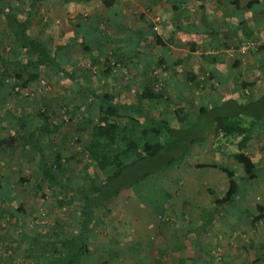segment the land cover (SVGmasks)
<instances>
[{
	"label": "trees",
	"instance_id": "obj_1",
	"mask_svg": "<svg viewBox=\"0 0 264 264\" xmlns=\"http://www.w3.org/2000/svg\"><path fill=\"white\" fill-rule=\"evenodd\" d=\"M42 2L44 0H0V20L5 24L9 43V54L0 57V88L7 92L9 87L13 90L19 86L22 90L25 83L35 82L42 73L49 72L69 86L73 96L81 98L79 107L86 115L83 127L78 128L82 137H78L74 143L80 150L68 157L59 149L48 157L53 139L49 136L51 131L43 112L17 114L14 117L18 127L13 133L18 137L21 157L36 166L38 181L48 185L57 208H65L67 200L77 204L73 209L72 231L64 232L59 227L58 231L47 236L39 228H27L22 219L25 213L22 206L14 209V220L19 221L15 243L24 247L32 260L26 264H86V257L91 253L93 227L101 217V210L111 206L124 189L132 190L134 197L142 203L151 205V201L156 202L155 198L162 196L161 190L164 188L157 186L152 176L162 169L165 174L169 169L175 171L189 166L191 156L187 155V150L205 148V137L210 130L217 138L239 140L236 143L237 151L231 154L233 169H221L228 179L227 190L219 195L216 190L207 189L213 206L201 228L211 224L210 216L215 217L225 208L232 211L240 197L246 194V184L256 182L259 174L264 172V164L261 167L256 165L245 151L252 130L256 129L259 134L264 132V89L257 99L234 92L216 104H208V107L194 108L193 104L190 106V110L194 108L192 112L180 105L170 110L168 99L163 98L164 89L156 86L160 81L158 77H153L154 69L150 61H139L142 55L140 32L124 33L122 27L114 23L117 14L112 8L113 0H100L107 10L106 24L113 30L111 34L121 37L117 49L106 50L107 54L100 49L106 43L97 45L99 48L103 44L98 52L106 59L103 70L105 78L111 77L119 54L129 49L134 56V65L138 66L135 73L138 80L132 85L134 94L129 99H122L88 78H81L67 62L64 52L69 49H81L86 54L93 51L86 35L75 32L71 39L65 36L66 45L63 46L48 32H31ZM251 6L252 2L248 3L243 11L248 12ZM110 56L114 62L108 60ZM7 69L12 72L10 79H7ZM213 72L210 70L208 73L210 79L214 76ZM225 79L228 84L230 76H225ZM217 82L222 84L223 81L217 79ZM252 85L242 82L236 91L241 93L242 89ZM160 102H165L164 108L157 110L155 104ZM73 160L79 165L92 166L99 175L83 177L82 181L76 183L69 166ZM175 162L179 166L174 167ZM201 166L207 167L204 164L198 167ZM158 188L160 194L156 190ZM2 189L4 185L0 184ZM163 195L164 204L159 201V208L155 210L160 217L165 215V206L171 198L166 191ZM256 209L264 212L259 206ZM262 216L255 217L253 222ZM191 229L195 230L193 227L185 232L191 233ZM134 252L133 246L125 249L118 247L92 260L93 264H123Z\"/></svg>",
	"mask_w": 264,
	"mask_h": 264
},
{
	"label": "crops",
	"instance_id": "obj_2",
	"mask_svg": "<svg viewBox=\"0 0 264 264\" xmlns=\"http://www.w3.org/2000/svg\"><path fill=\"white\" fill-rule=\"evenodd\" d=\"M44 1H49L52 5L49 16L51 15L53 19L45 24L42 22L41 15L38 18L40 23L38 32L47 33L50 32L49 27L52 30L60 25L62 42H58L59 45H66L64 37L68 36L71 39L77 32L86 35L85 38L91 42L93 52H97L95 49L103 45L101 43V46L97 48L100 42L110 43L114 50L119 46L121 37L111 34L113 30L106 24L107 10L100 1L69 0L71 3L68 0ZM92 2H98L97 9L94 6L90 8ZM250 2H252L250 10L244 12L243 7ZM112 6L117 14L114 20L115 25L122 27V31L126 34L133 31L140 32L142 55L139 61H150L154 69L152 75L155 78L158 77L160 81L156 86L164 89L163 98L175 96L178 99L175 107L170 104V110L179 105L189 110L193 104L194 108L195 106L208 107V104H216L234 92L241 96H249L246 88L250 86L242 89L241 93L236 91L241 83L247 82L254 85L255 81L259 83L260 79L264 80V0H201L199 2L195 0H113ZM86 8L91 11L84 13ZM246 38L255 40L254 47H251V50L247 49L249 51L246 54H241L238 50L243 46ZM80 50L65 51L67 62L72 63V54ZM129 51L130 49L119 54V61H115L118 66L113 69L111 77L107 78V87H105L122 99H129L135 91L133 88V94L127 95L126 81H132L133 85L138 80V75H135L138 66L134 65V56ZM96 61L101 62V58H97ZM121 63L126 65L125 73L122 75L118 73V69L122 67ZM210 70L214 71L212 79L208 77ZM127 71L130 72V77L127 76ZM225 76H230L228 84ZM204 78L206 80L202 82ZM217 79L224 83L220 84ZM201 85L203 89L200 88ZM257 86L258 84L255 87ZM263 89L260 93L251 96L252 99L259 98ZM159 104H155L157 110H160ZM194 108L190 111H194ZM252 132L250 139L253 136ZM251 183L252 186L250 183L246 184V194L241 196V201L237 202L232 211L225 208L215 216L217 218L219 216L221 224L224 222L228 224L230 220L237 221L238 225L246 227L247 234L243 233L241 237L233 241L226 228L218 234L208 236L207 232L212 229V223L208 225L209 228L200 226L206 218V213L202 210L205 205H195L198 209L192 219L181 211L176 217L180 222V233L173 231L174 229L170 233H165L158 228V224L165 225L170 220L166 217L168 206L164 217L154 212L151 217L144 216L138 223H131L133 228L130 231L133 232L137 228L141 230L138 235L130 238L133 242L119 247L120 249L135 247L134 254L132 253L126 261L130 260V263L135 261V264H171L167 263L168 257L174 256L175 264H209L210 251L208 250L210 246H213V242L217 241L223 247L224 261L221 264H264L261 261V257H264L261 256L264 254V236L256 235L263 230L256 226L258 221L264 219V212L261 213L256 206L264 211V185L255 187L254 182ZM257 194L261 195V201L258 203L250 201L249 208L245 207L244 203ZM212 206L213 203L208 202L205 207ZM260 214L263 216L253 222V219ZM245 220L251 221L250 227ZM183 225L198 226V228L191 229L192 233L187 234ZM148 228L155 229L154 235L158 237L156 244L151 248L143 246L140 241L133 240V238L146 239L150 233L145 232ZM239 238L243 240L241 249L238 248ZM154 256L156 258H153Z\"/></svg>",
	"mask_w": 264,
	"mask_h": 264
},
{
	"label": "rangeland",
	"instance_id": "obj_3",
	"mask_svg": "<svg viewBox=\"0 0 264 264\" xmlns=\"http://www.w3.org/2000/svg\"><path fill=\"white\" fill-rule=\"evenodd\" d=\"M44 2L37 9V16L31 28L32 33L39 31L40 23L38 22V18L41 15L43 16L42 22L45 24L48 23V20L53 19V17H50L51 15L49 16L51 12L49 9L52 8V5H50L49 1ZM68 2L71 3L69 0ZM96 4L98 2H92L90 8L94 6L97 9ZM85 11L90 12L91 10L86 8L83 12L85 13ZM59 29L60 25L52 30L49 27L50 32L48 31L57 43L62 42ZM245 42L254 44L255 40L246 38ZM8 45V33L4 22L0 20V57H6L9 54ZM104 46V48H100L103 50V54H107V51L113 49L110 43H106ZM251 47H254V45H251L247 49L251 50ZM97 52L90 51L89 54H86L81 50L77 51L72 54V63L69 64L72 65L71 69L78 73L81 78H88L92 83L105 88L107 87V79L104 76L103 70L106 59L105 57L102 58V54H97ZM97 58H101V62L96 61ZM108 60L114 62L112 56L108 57ZM121 64L122 67L118 69V73L122 75L125 73L124 68H126V65ZM7 73V79L12 78V72L9 69H7ZM126 74L130 77V72L127 71ZM1 75L2 64L0 62ZM205 80L204 78L202 82ZM259 81V83L255 81L254 85L246 88L249 96H254L262 91L264 80L260 79ZM132 83V81L127 80L125 84L128 96L133 94ZM257 84L258 86L255 87ZM157 88L161 89L162 87ZM200 88L203 89L202 85ZM79 99H81L79 96H73L69 86L61 82L59 78L52 77L49 72L42 73L40 79L35 82L25 83V88L22 90L19 89V86H15L13 90H10L9 87V91L7 92L0 88V184L4 185V189L0 190V225H2L0 226V264H26L32 261L29 259L25 248L15 243V240H17L15 237L19 231V221L17 219L14 220L15 215L13 212L15 208L19 206L24 208L25 213L22 214V219L28 229L35 230L39 228L47 236L53 231H58L59 227L64 232L72 231L73 209L77 205L67 200L65 208H57V203L51 197L48 185L41 184L38 181L36 166L21 157V146L18 137L13 133L18 127L14 117L17 114L43 112L47 117L46 123L51 131L49 136L53 139L52 148L47 152L48 157L53 155L54 151L58 149L65 157L73 156L76 154V150H80V147L75 146L74 143L78 137H82L78 128L83 127L84 115H86L83 113L82 108L79 107ZM168 99H170L168 101L172 107L178 104V99L175 96L168 97ZM164 103L160 102V110L164 108ZM252 135L245 151L251 156L256 165L262 166L264 164V132L259 134L256 129H253ZM238 140L217 138L213 130H210L205 139L206 150L198 147H194L192 151L187 150V155L191 156L189 166L178 168L175 171L169 169L165 174H163L165 170L162 169L152 176V180L156 182V185L164 189L161 190L162 196L156 197V202L151 201L153 203L151 205L142 203L139 199L135 198L132 190H122L114 203L111 206L103 208L100 212L101 217L93 227V238L90 244L91 253L86 257V264H93L94 259H99L109 251L133 242L130 238L138 235L141 228H137L132 232L130 231L133 228L131 223H138L144 216H153L155 210H157L156 208H159L160 202L164 204L163 193L165 191L171 194V198L165 206V208L169 206L166 217H169L170 220L165 225L159 223L158 228L165 233H170L173 229V231L180 233V222L176 217L181 211H184V214L192 219L198 209L195 205L206 206L208 202L213 203L212 197L207 191L208 188L216 190L219 195H223L227 190L228 179L221 169H233L231 154L237 150L236 143ZM203 164L207 165V167H198ZM69 166L76 183L82 181L83 177L99 175L98 171L92 166L79 165L74 160ZM172 166L170 167L174 168L179 166V164L175 162L174 167ZM83 169L86 171H82ZM250 184L252 186V183ZM253 185L255 187L264 185V172L259 174L257 181ZM156 190L160 194L159 188ZM261 199L260 194L254 195L244 205L249 208L251 205L250 201L258 203ZM240 201L241 197L237 202ZM205 206L202 210L203 213L208 215V211L212 208ZM130 220L131 222H129ZM210 221L212 229L207 232L208 236L209 234H218V232L220 233L221 230H226V228L233 241L235 238L241 237L243 233L247 234L246 227L238 225L237 221L230 220L234 225L233 223L228 225L230 223L228 221V224L226 222L221 224L219 216L218 218L210 216ZM245 222L249 227L251 226L250 220H245ZM183 226L186 229H189L188 227L197 229L198 227ZM206 227L209 228V226ZM256 227H259L260 230L263 229L261 231L257 230L260 232L256 235L258 237L259 234L264 236V219L258 221ZM145 232H150L146 239L143 238ZM145 232L142 240H138L137 238H133V240L140 241L143 246L151 248L156 244L158 237L154 235L155 229L148 228L145 229ZM239 240L237 241L238 248L241 249L243 240ZM216 243L217 241L213 242V246H210L208 250L210 251L209 264H221L224 261L223 247L220 242ZM261 256H264V254ZM153 258L156 257L154 256ZM174 260V256H169L167 263L175 264ZM261 261L264 262V257H261ZM135 263V261L130 263V260H128L123 264Z\"/></svg>",
	"mask_w": 264,
	"mask_h": 264
},
{
	"label": "built area",
	"instance_id": "obj_4",
	"mask_svg": "<svg viewBox=\"0 0 264 264\" xmlns=\"http://www.w3.org/2000/svg\"><path fill=\"white\" fill-rule=\"evenodd\" d=\"M156 28H154V30H155ZM251 45H254L253 43H250V42H245L244 44H243V46H241L240 48H239V53H241V54H244V53H246V49L247 48H249Z\"/></svg>",
	"mask_w": 264,
	"mask_h": 264
}]
</instances>
